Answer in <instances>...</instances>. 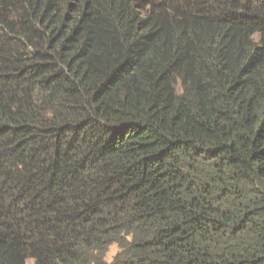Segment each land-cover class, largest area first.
Returning a JSON list of instances; mask_svg holds the SVG:
<instances>
[{"label":"trees","instance_id":"trees-1","mask_svg":"<svg viewBox=\"0 0 264 264\" xmlns=\"http://www.w3.org/2000/svg\"><path fill=\"white\" fill-rule=\"evenodd\" d=\"M28 258L264 264V0H0V264Z\"/></svg>","mask_w":264,"mask_h":264},{"label":"rangeland","instance_id":"rangeland-1","mask_svg":"<svg viewBox=\"0 0 264 264\" xmlns=\"http://www.w3.org/2000/svg\"><path fill=\"white\" fill-rule=\"evenodd\" d=\"M118 250H119V248H118V245L117 244H112L110 247H109V249H108V251H107V253H106V260L108 261V262H111L112 261V259H113V257L116 255V253L118 252ZM27 264H35V261H34V259H32V258H28L27 259Z\"/></svg>","mask_w":264,"mask_h":264}]
</instances>
